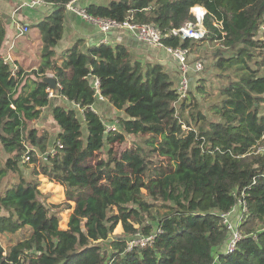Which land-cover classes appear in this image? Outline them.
Segmentation results:
<instances>
[{
  "label": "trees",
  "instance_id": "1",
  "mask_svg": "<svg viewBox=\"0 0 264 264\" xmlns=\"http://www.w3.org/2000/svg\"><path fill=\"white\" fill-rule=\"evenodd\" d=\"M45 1L54 6L37 24L38 69H15L0 54V145L7 154L0 151V233L31 229L8 252L0 242V264H264V0H110L86 7L91 16L151 23L165 34L196 23L192 8L204 7L203 38L171 35L163 44L193 52L220 42L231 51L213 55L211 119L195 95L179 100L163 64L140 61L126 45L83 51L78 41L56 59L72 0ZM6 33L0 19V48ZM47 73L60 85L54 96L43 81ZM204 87L199 83L197 92ZM98 94L124 113L119 129L107 132L92 108ZM60 97L66 104L56 102ZM45 108L58 126L55 136L35 125ZM129 137L132 146L119 150ZM105 147L107 157H99ZM41 174L65 187L66 203L39 197ZM240 198L249 213L240 222L243 237L227 254L231 231L222 214ZM70 201L76 205L62 228ZM119 223L125 238L113 239ZM151 233L152 245L128 251L131 239Z\"/></svg>",
  "mask_w": 264,
  "mask_h": 264
},
{
  "label": "crops",
  "instance_id": "2",
  "mask_svg": "<svg viewBox=\"0 0 264 264\" xmlns=\"http://www.w3.org/2000/svg\"><path fill=\"white\" fill-rule=\"evenodd\" d=\"M30 1L31 0H0V19L5 22L7 31L4 44L0 48V54L7 62L11 63L15 69L22 68L27 72L38 69L41 65L43 41L37 24L52 12L54 6L49 2L31 6L29 4ZM109 1L110 0H78L77 5L86 8L90 3L107 4ZM23 26H28L29 30L23 32L21 29ZM78 41L82 42L81 47L83 51L89 46L98 45L103 42L113 46L117 44L126 45L131 50L133 56L140 61L144 63L158 62L163 64L176 82V87L178 86V62L171 54L166 52L164 48L141 41L129 30H112L105 34L98 26L91 24L75 12L67 9L64 20L63 37L55 47V58L59 59L62 54L72 48ZM47 74L53 75L51 73ZM94 108L99 114L106 117H119L124 115L122 111L115 108L105 98H98L97 102L94 104ZM45 109L43 114L48 113ZM0 151L3 157L6 158L7 154L3 151L1 145ZM67 227L68 224L66 227L62 226V228Z\"/></svg>",
  "mask_w": 264,
  "mask_h": 264
},
{
  "label": "built area",
  "instance_id": "3",
  "mask_svg": "<svg viewBox=\"0 0 264 264\" xmlns=\"http://www.w3.org/2000/svg\"><path fill=\"white\" fill-rule=\"evenodd\" d=\"M78 0H72L67 4V9L75 12L79 16H81L86 21L94 24L100 28L102 32L105 34L111 32L112 30H129L132 32L138 39L141 41L147 42L149 44L164 48L166 52L171 54L178 62L179 65V82L177 86V90L179 93V100L182 101L189 96V92L191 91L192 81H194V74L202 72L204 70V63L199 60H195L191 62L188 58L189 49H184L181 47H171L165 46L163 44V39L166 36H178L182 38H193L199 39L205 36L206 30L203 26V20L205 15L207 14V10L202 6H195L192 8V12L196 17V23L188 22L184 24L182 27L173 29L169 32V34H165L159 27L155 26L151 23H134L129 20L124 22H118L112 19H106L101 17H94L87 13L86 8L80 7L77 5ZM45 0H31V6H37L38 4L45 3ZM23 32H27L29 30L28 26H23ZM259 39L264 42V23L261 26ZM104 43V42H103ZM95 87L99 92V80H95ZM55 91L50 90V96H54ZM99 95V94H98ZM100 99H104L102 96H98ZM71 106H75V103L70 104ZM79 107V105L77 104ZM92 108L95 110L94 105ZM83 110L81 109V112ZM96 111V110H95ZM107 132L116 130L115 127L107 126ZM237 211V216H233V213ZM249 209L247 207V202L240 198L238 200L237 206L233 208V210L223 213V223L228 227L231 231L230 239L226 245L224 253H233L236 248L238 242L241 240L242 232L240 230V222L248 215ZM161 230H159L160 232ZM156 233H151L148 236L138 234L135 238L131 239L128 242V251L133 250L135 247H146L148 245H152L156 239Z\"/></svg>",
  "mask_w": 264,
  "mask_h": 264
},
{
  "label": "rangeland",
  "instance_id": "4",
  "mask_svg": "<svg viewBox=\"0 0 264 264\" xmlns=\"http://www.w3.org/2000/svg\"><path fill=\"white\" fill-rule=\"evenodd\" d=\"M219 49L220 51H223L224 56H228L231 53V51L224 47V45L220 42H203L199 45H196L193 49V52L190 51L188 56L191 62L195 60L202 61L204 63V70L202 72L194 74V81L191 86V91L189 92V96L186 99L190 100L191 102L192 97L195 95L198 99L199 106L203 109V112L207 114L209 119H211L212 116L207 111V107L208 104L214 103L217 95L216 91L218 86L216 81L217 71L212 66L214 59L213 55ZM252 65L255 66L253 63ZM199 83H203V85L205 86V92L203 94L198 93L196 90ZM56 102L66 104V101L61 97L56 98ZM45 111H48V113L43 114L42 117L35 123V125H37L38 127H46L48 130L51 131L53 136H55L58 131V126L55 124L52 118V114L50 113L51 110L49 108H46ZM103 120L105 121V124L107 126L115 127L116 129L120 128L119 123L117 124L118 116H103ZM84 131L86 134V129H84ZM130 138L131 137H129L126 142H124L119 147V150H125L132 146V139ZM133 140H136V138L134 137ZM107 150L108 147H105L103 153H101L99 157L106 158ZM25 173L27 176H29V170H26ZM39 180L41 182L39 186L41 192L39 197H41L43 201L54 204H63L68 201L65 194V187L63 185L50 181V179L45 177L43 174L39 176ZM69 203L71 204L72 208L62 212V221L60 222L61 227L67 226L70 214L71 212H73L74 207L76 205L74 201H70ZM161 212H163V210H161ZM233 216H237V211L233 213ZM30 234V228H24L16 232L7 231L4 233H0V242L4 247L5 252H8L12 246L17 244L20 240L27 238L28 236H30ZM110 237L113 239H117L120 237L125 238L124 230L121 223L116 226L114 231L111 233Z\"/></svg>",
  "mask_w": 264,
  "mask_h": 264
},
{
  "label": "water",
  "instance_id": "5",
  "mask_svg": "<svg viewBox=\"0 0 264 264\" xmlns=\"http://www.w3.org/2000/svg\"><path fill=\"white\" fill-rule=\"evenodd\" d=\"M43 81L50 85V89L56 91L60 88L57 78L52 75H47L43 78Z\"/></svg>",
  "mask_w": 264,
  "mask_h": 264
}]
</instances>
